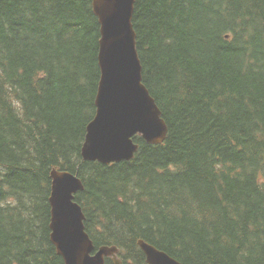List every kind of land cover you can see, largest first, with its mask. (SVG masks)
I'll return each mask as SVG.
<instances>
[{"label":"trees","instance_id":"obj_1","mask_svg":"<svg viewBox=\"0 0 264 264\" xmlns=\"http://www.w3.org/2000/svg\"><path fill=\"white\" fill-rule=\"evenodd\" d=\"M143 80L169 133L135 158L84 161L96 114L92 0H0V264H65L51 242V171L96 249L146 264H264V0H136ZM106 264H113L106 259Z\"/></svg>","mask_w":264,"mask_h":264},{"label":"water","instance_id":"obj_2","mask_svg":"<svg viewBox=\"0 0 264 264\" xmlns=\"http://www.w3.org/2000/svg\"><path fill=\"white\" fill-rule=\"evenodd\" d=\"M136 0H92L100 24L98 62L101 72L96 114L86 128L84 161L104 165L131 161L139 150L134 137L161 145L169 128L143 80L133 19ZM51 241L65 264H123L116 246L96 249L85 226L86 215L76 196L85 185L77 174L53 169ZM147 264H183L155 246L138 240Z\"/></svg>","mask_w":264,"mask_h":264},{"label":"bare ground","instance_id":"obj_3","mask_svg":"<svg viewBox=\"0 0 264 264\" xmlns=\"http://www.w3.org/2000/svg\"><path fill=\"white\" fill-rule=\"evenodd\" d=\"M50 223H51V221H50ZM51 230V229H50ZM52 233V232H51ZM52 242V241H51ZM52 244H53V242H52ZM54 245V244H53ZM55 246V245H54ZM108 246V245H107ZM117 247V246H116ZM56 248V247H55ZM119 249V248H118ZM119 251H120V249H119ZM161 251V250H160ZM56 252H57V250H56ZM166 253V252H165ZM58 254V253H57ZM169 255V254H168ZM170 256V255H169ZM120 257V256H119ZM173 258V257H172ZM120 259H121V257H120ZM175 259V258H174ZM176 260V259H175ZM121 261H122V263L124 264V262H123V260L121 259ZM178 261V260H177ZM180 262V261H179ZM65 263V262H64ZM147 264V263H146Z\"/></svg>","mask_w":264,"mask_h":264},{"label":"flooded vegetation","instance_id":"obj_4","mask_svg":"<svg viewBox=\"0 0 264 264\" xmlns=\"http://www.w3.org/2000/svg\"><path fill=\"white\" fill-rule=\"evenodd\" d=\"M112 261V260H111ZM113 263V262H112Z\"/></svg>","mask_w":264,"mask_h":264},{"label":"rangeland","instance_id":"obj_5","mask_svg":"<svg viewBox=\"0 0 264 264\" xmlns=\"http://www.w3.org/2000/svg\"><path fill=\"white\" fill-rule=\"evenodd\" d=\"M139 146V145H138Z\"/></svg>","mask_w":264,"mask_h":264}]
</instances>
